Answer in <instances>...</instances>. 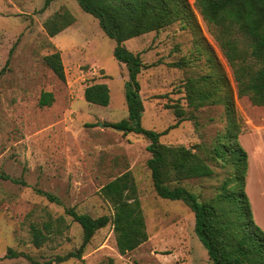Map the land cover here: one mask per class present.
I'll return each mask as SVG.
<instances>
[{"label": "rangeland", "instance_id": "1", "mask_svg": "<svg viewBox=\"0 0 264 264\" xmlns=\"http://www.w3.org/2000/svg\"><path fill=\"white\" fill-rule=\"evenodd\" d=\"M190 1L206 39L204 44L214 50L233 85L242 126L239 142L248 154L247 194L253 214L256 211L264 221V106L237 94L226 57L195 0ZM65 7L78 23L70 31L50 36L45 21ZM198 37L176 23L125 42L130 50L141 53L144 62L154 64L139 75L145 105L143 125L157 131L169 128L160 137L167 145L195 149L209 145L226 124L222 105L194 109L186 99L189 80L210 71L206 58L197 51ZM57 44L62 51L65 80L59 79L44 60L45 55L58 50ZM115 46L116 41L105 34L98 20L84 11L77 0H54L48 7L45 0H0V264H43L78 250L83 243V230L66 214V208L73 207L93 217L112 215L113 208L100 189L126 171L135 178L149 238L137 249L121 254L109 223L96 231L84 248L85 262L212 263L195 232L193 211L182 201L157 195L147 165L150 140L142 134H124L105 125L128 116V69L115 58ZM179 61H184V65H171ZM97 82L110 87L107 106L84 98L86 86ZM44 91L54 96L48 106L39 104ZM172 105L186 111V119L174 128L170 126L178 117ZM214 169L212 178L183 184L203 198H211L226 176V169L220 165ZM46 193L58 198V202L48 199ZM59 217L63 220L58 225ZM50 220L53 232L37 248L32 242L31 225L43 226ZM9 248L22 255L4 257ZM52 264L82 261L71 258Z\"/></svg>", "mask_w": 264, "mask_h": 264}, {"label": "trees", "instance_id": "2", "mask_svg": "<svg viewBox=\"0 0 264 264\" xmlns=\"http://www.w3.org/2000/svg\"><path fill=\"white\" fill-rule=\"evenodd\" d=\"M54 0H45L48 7ZM81 8L98 19L106 35L116 41L114 56L128 69L126 102L128 116L105 125L124 134H142L150 140L147 149L151 157L147 165L151 170L154 189L158 196L184 202L195 215V232L207 248L211 264H264V230L257 224L246 189L248 154L239 142L242 131L235 103L234 88L221 62L205 37L190 0H77ZM202 19L211 29L221 51L233 71L237 94L248 96L253 104L264 106V0H195ZM76 17L68 8H62L48 18L44 27L55 36ZM180 23L183 30L191 29L199 37L197 51L206 58L210 68L187 83L188 105L198 109L207 105H222L226 124L211 144L188 147L167 145L160 137L168 133L143 125L145 105L141 96V72L154 64L144 62L140 52L130 50L125 42L141 35L159 32ZM46 64L61 80L66 79L60 50L45 55ZM181 67L184 61L172 62ZM89 103L107 106L111 100L110 87L105 82L91 83L84 90ZM54 101L52 92L44 91L39 104L48 106ZM178 121L186 119L185 109L172 105ZM226 169V176L211 198L188 188L183 182L212 178L214 166ZM8 178L7 176H5ZM100 194L113 208L112 215L93 217L89 213L66 208V214L79 223L83 230V243L76 251L56 256L43 264L62 263L77 258L87 264L83 251L96 231L113 225L116 243L121 254L137 249L149 238L138 187L134 176L126 171L104 184ZM48 199L58 198L46 193ZM63 217L57 218L58 225ZM53 221L43 226L31 225L33 244L39 248L53 232ZM60 232V229L57 230ZM19 254L8 249L4 257Z\"/></svg>", "mask_w": 264, "mask_h": 264}, {"label": "crops", "instance_id": "3", "mask_svg": "<svg viewBox=\"0 0 264 264\" xmlns=\"http://www.w3.org/2000/svg\"><path fill=\"white\" fill-rule=\"evenodd\" d=\"M68 7V6H67ZM69 8V7H68ZM98 20V19H97ZM78 23V20H77V18H76V20L74 21V23H72L70 26H68L67 28H65L64 30H62L61 32H63V31H70L74 26H75V24H77ZM99 23V22H98ZM104 31V30H103ZM60 33V32H59ZM106 34V33H105ZM56 36V35H55ZM51 39L53 38V37H50ZM86 40V39H85ZM130 40V39H129ZM53 41V40H52ZM128 41V40H127ZM57 46H58V50H60L59 49V45L57 44ZM61 51V50H60ZM61 54H62V51H61ZM63 58V57H62ZM254 217H255V220H256V222L260 225V227L264 230V221L258 216V214H257V212L256 211H254Z\"/></svg>", "mask_w": 264, "mask_h": 264}, {"label": "water", "instance_id": "4", "mask_svg": "<svg viewBox=\"0 0 264 264\" xmlns=\"http://www.w3.org/2000/svg\"><path fill=\"white\" fill-rule=\"evenodd\" d=\"M100 125H103V123H101Z\"/></svg>", "mask_w": 264, "mask_h": 264}]
</instances>
